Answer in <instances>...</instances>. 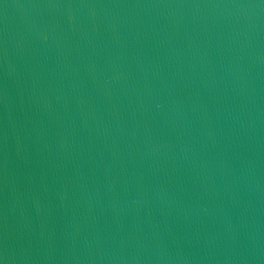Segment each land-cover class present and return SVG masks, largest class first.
<instances>
[{
  "label": "water",
  "instance_id": "water-1",
  "mask_svg": "<svg viewBox=\"0 0 264 264\" xmlns=\"http://www.w3.org/2000/svg\"><path fill=\"white\" fill-rule=\"evenodd\" d=\"M0 264H264V0H0Z\"/></svg>",
  "mask_w": 264,
  "mask_h": 264
}]
</instances>
